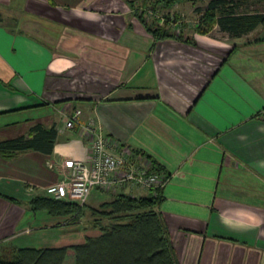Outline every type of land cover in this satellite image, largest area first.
<instances>
[{
    "label": "crops",
    "instance_id": "obj_1",
    "mask_svg": "<svg viewBox=\"0 0 264 264\" xmlns=\"http://www.w3.org/2000/svg\"><path fill=\"white\" fill-rule=\"evenodd\" d=\"M194 13L184 39H157L125 0H0V141L36 123L57 132L50 153L0 155V194L14 198L0 195V246L98 234L29 208L63 161L87 159L85 136L65 127L79 109L169 176L157 210L177 264H264V25L197 33Z\"/></svg>",
    "mask_w": 264,
    "mask_h": 264
},
{
    "label": "trees",
    "instance_id": "obj_2",
    "mask_svg": "<svg viewBox=\"0 0 264 264\" xmlns=\"http://www.w3.org/2000/svg\"><path fill=\"white\" fill-rule=\"evenodd\" d=\"M185 1L193 2L153 0L151 5L154 10L166 11L164 16L167 23L172 7ZM206 1L204 9H194L199 13L195 26L197 33H206L216 24L229 33H243L257 25H264V11L242 12L238 9L237 1L240 0ZM125 2L151 37L184 39L182 31L175 35L165 27L166 23L161 25L158 19L146 20L143 13L137 11L134 0ZM56 134L53 125L45 127L36 123L30 127L27 136L18 135L1 140L0 155L10 158L27 150L50 153ZM142 155L147 158L145 154ZM151 169L158 171L154 167ZM0 195L11 201L14 199ZM112 196V199L101 202L98 207L90 206L91 214L99 217L90 220V229H96L98 234L86 235L80 243L51 248L0 246V264H177L164 222L157 210L162 189L156 190L155 194L132 196L117 193ZM86 200L80 204L37 195L29 201V208L33 212L45 211L50 216L72 217L76 221L84 215V206H88ZM103 217L112 222L104 225L101 220Z\"/></svg>",
    "mask_w": 264,
    "mask_h": 264
},
{
    "label": "built area",
    "instance_id": "obj_3",
    "mask_svg": "<svg viewBox=\"0 0 264 264\" xmlns=\"http://www.w3.org/2000/svg\"><path fill=\"white\" fill-rule=\"evenodd\" d=\"M80 110H75L66 120L65 127L79 128L88 142L85 160H65L64 178L45 188V194L54 199L82 204L91 190L127 193L138 196L140 191L155 194L168 181V175L151 169L147 158L131 152L127 147L104 136L93 122L82 123ZM52 167L49 161L45 162Z\"/></svg>",
    "mask_w": 264,
    "mask_h": 264
},
{
    "label": "rangeland",
    "instance_id": "obj_4",
    "mask_svg": "<svg viewBox=\"0 0 264 264\" xmlns=\"http://www.w3.org/2000/svg\"><path fill=\"white\" fill-rule=\"evenodd\" d=\"M152 1L153 0H134V4L137 7V11L143 13V16L146 20L151 21L153 19L160 20V24L164 25L166 23L167 18H165L164 14H166L165 10H154L152 8ZM206 0H193L191 3L190 1H185L182 3L175 4L172 9L169 11V18L165 25V27L169 28L171 32L175 35H179L180 29L183 26V23L186 24V30L188 31L192 28L194 21L196 20V15L194 13L195 7H200L204 9L206 7ZM239 4L238 9L240 11H259L264 10V0H240L237 1ZM4 118V117H2ZM2 119H0L1 121ZM113 196L110 192H102V191H95L93 190L90 199L92 205H97L99 202L107 201L112 199ZM86 203V202H85ZM99 203V204H100ZM84 204V203H83ZM98 204V205H99ZM88 205V204H87ZM95 206V207H98ZM45 213V212H44ZM93 218H99L98 216L95 217L91 214L90 206H84V215L80 219L73 221L72 217H65L61 218L59 223L60 226L64 225H78L79 230L87 233L85 230L86 228L90 229V220ZM102 223L104 225H109L112 221L109 218L103 217L101 218ZM89 224V225H87ZM86 227V228H84Z\"/></svg>",
    "mask_w": 264,
    "mask_h": 264
}]
</instances>
